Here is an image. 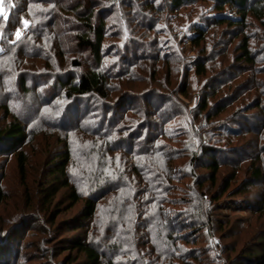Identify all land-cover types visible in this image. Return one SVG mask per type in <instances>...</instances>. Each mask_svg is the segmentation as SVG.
Returning a JSON list of instances; mask_svg holds the SVG:
<instances>
[{
  "label": "rangeland",
  "instance_id": "374dc122",
  "mask_svg": "<svg viewBox=\"0 0 264 264\" xmlns=\"http://www.w3.org/2000/svg\"><path fill=\"white\" fill-rule=\"evenodd\" d=\"M99 1L98 7L107 15L103 47L111 54L104 64L105 68L111 67L106 104L113 107L128 96L137 105L129 115L133 119L142 117L140 95L167 91L174 103L181 104L177 107L167 102L159 114H149V118L161 122L160 114L164 112L160 125L165 135L156 143L167 153L164 169L170 172L169 191L163 201L145 206L147 194L134 192L132 187L117 189L98 200L92 218H81L86 196L73 204L68 187L60 188L47 202L41 190L53 178L48 174V161L63 146V133L45 127L19 148L27 158L24 175L17 168V152L0 154V264H75L83 258L72 248L71 242L76 239L108 248L101 255L103 264H228L243 259L245 252L264 249V203L259 204V198L264 199V180L249 178L248 166L258 158L256 164L264 172V19L248 14L242 27L208 24L214 16L215 0H194L178 11L173 10L169 0ZM206 25L207 36L201 48L195 47L187 40L192 28ZM244 39L254 58L252 64L241 55ZM153 41L156 46L151 49ZM155 48L161 50V55L168 51L175 57L165 65H157L149 58L160 56ZM71 56L81 58V71L90 66L87 52L75 51L65 57ZM200 58L206 59L204 75L188 67ZM38 61L28 60L25 67H34ZM66 67L60 64L57 68ZM227 72L229 78H225ZM222 79L229 87L222 86L224 93L219 94L224 95L225 109L205 121L200 102L211 82L221 83ZM186 84L189 95L182 97L179 90ZM255 103L262 107L254 108ZM87 104L83 102L81 109ZM167 105L172 108L165 113ZM146 110L155 112L152 108ZM31 111L22 112L21 117ZM2 116L0 109V119ZM232 127L243 131L242 137H233ZM70 138L73 142L79 140L76 142L83 151L96 149L94 136L74 134ZM201 145L212 149L207 155L222 159L212 187L206 179L207 169L200 166L207 162ZM254 150L261 151L259 157L250 156ZM94 151L88 153L87 149L85 157L76 153L79 158L70 166L76 180L80 177L81 184L89 187L83 192L86 195L98 192L103 178L110 173L104 169V174L98 175L101 153ZM127 176L139 190V175L128 171ZM226 180L230 186L223 191L221 183ZM234 191L237 194L231 196ZM142 209L146 210L144 215ZM202 211L203 216H198ZM146 216L154 222H161V216H165L167 225L157 228L155 223L150 237L137 222Z\"/></svg>",
  "mask_w": 264,
  "mask_h": 264
},
{
  "label": "trees",
  "instance_id": "16d2710c",
  "mask_svg": "<svg viewBox=\"0 0 264 264\" xmlns=\"http://www.w3.org/2000/svg\"><path fill=\"white\" fill-rule=\"evenodd\" d=\"M116 2L118 0L114 3ZM185 3L193 4L194 0H169L170 6L176 11ZM99 4V0H4V10L8 13V19L4 20L0 16V109L3 113L0 119V154L17 152V168L20 174L24 175L27 158L24 150L19 148L45 127L62 132L63 146L59 153L48 161L49 165L51 164L48 174L53 178L41 191L43 198L49 203L62 187L69 188V198L73 204L86 196L81 218H92L98 200L117 189L132 187L134 192L147 194L145 202L143 201L145 206L165 199V194L169 191L167 180L170 175V172L164 169L167 153L159 143H156L158 138L165 135L160 125L164 112L160 114L161 122L149 118V114H159L167 102L177 107L180 104L174 103L173 95L167 91L157 90L148 97L140 95L143 111L139 119L129 116L133 115L137 105L128 99V96L122 97L121 103L113 107L106 104L104 100L109 97L107 87L108 79L111 78V67L105 68L104 64L106 57L111 54L103 47L107 36V15L98 7ZM213 11L214 16H210L208 24L242 27L248 14L259 20L264 19V0H215ZM23 20L29 21L27 28ZM19 29L22 33L21 38L17 40L15 33ZM192 30L187 40L195 47L201 48L207 36V25L195 26ZM150 45L151 49L153 45L156 46L155 41ZM241 46L242 57L252 64L254 58L249 53L246 39ZM158 50L159 57L148 56L157 65L158 63L165 65L170 57H175L173 53H167L168 51L161 55V50L156 49ZM75 51L87 52L90 61L87 69L81 71L83 61L79 56H71L70 59L65 57ZM31 59L40 61L36 62L34 67L30 64L25 67V63ZM205 63L206 59L200 58L188 64V67L193 69L195 74L204 75ZM60 64L67 65L66 70L58 69ZM165 71L170 74L169 70ZM169 74L167 76H170ZM227 74L228 72L225 73V78H229ZM220 82H211V86H208L209 91L200 102V109L205 112L203 117L205 121L218 116L225 109L226 100L222 95L224 93L222 86L227 89L229 87L225 79ZM171 90L169 88L168 91ZM179 93L182 97L189 95L187 84L181 87ZM220 93L222 94L219 95ZM41 94H45L43 100H40ZM85 101L88 104L81 109ZM171 105L166 106L165 113ZM255 107L262 106L255 103ZM146 108H152L155 112L152 110L148 112ZM27 110L32 111L29 115L21 117L22 112L25 113ZM29 128L31 131L28 133ZM231 131L233 137H242L243 131L233 127ZM74 134L82 138L90 135L97 139V142L92 144L96 148L94 150L101 153L102 162L98 175L104 174V169L110 172L103 178L104 182L98 192L84 194V191H89V187L81 184L80 177L77 181L70 170L74 159L79 158L76 157V153L79 152V156L85 157L89 152H96L90 147L87 148L86 154L87 149L83 151L84 148L80 149V143L76 142L79 140L75 139L73 142L74 139L70 138ZM200 151L207 159V162L200 166L207 169L206 179L212 187L217 182L222 159H217L215 154L207 155L212 151L208 145H201ZM260 152L254 150L250 156L259 157ZM257 159L248 163L251 171L249 178L261 181L264 180V172L256 164ZM170 160L168 158L167 161ZM128 171L139 175L141 182L139 190L131 183L127 176ZM231 176L233 179L235 174L232 173ZM221 185L223 191L228 190L230 186L227 180ZM236 194L234 191L231 196ZM1 200L2 197L0 202ZM262 203L264 199L259 198V204ZM144 211L146 213L145 209L141 210L143 213L141 215L145 214ZM198 216H203V211ZM164 217L161 216V222L159 219L156 222L153 219L150 221L147 216L137 222L140 227L148 230L147 233L151 237L155 223L157 228L167 225ZM76 226V229L80 228ZM71 245L73 250L83 257L75 264H103L101 255L109 251L105 246H97L96 243L84 239L73 240ZM242 258L228 264H264V249L245 252ZM71 262L74 261H68Z\"/></svg>",
  "mask_w": 264,
  "mask_h": 264
},
{
  "label": "snow or ice",
  "instance_id": "6c2138e0",
  "mask_svg": "<svg viewBox=\"0 0 264 264\" xmlns=\"http://www.w3.org/2000/svg\"><path fill=\"white\" fill-rule=\"evenodd\" d=\"M0 16H2L4 20L8 19V13L4 10V0H0ZM23 24H24L25 28H27L29 25V21L23 20ZM15 35H16L17 40H19L21 38V33L19 30L16 31ZM13 42H15V41H13Z\"/></svg>",
  "mask_w": 264,
  "mask_h": 264
}]
</instances>
